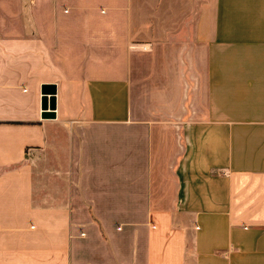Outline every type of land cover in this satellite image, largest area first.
Segmentation results:
<instances>
[{
    "label": "crops",
    "instance_id": "0c3cea01",
    "mask_svg": "<svg viewBox=\"0 0 264 264\" xmlns=\"http://www.w3.org/2000/svg\"><path fill=\"white\" fill-rule=\"evenodd\" d=\"M0 264H264V0H0Z\"/></svg>",
    "mask_w": 264,
    "mask_h": 264
}]
</instances>
